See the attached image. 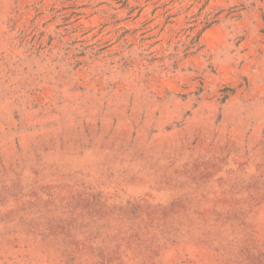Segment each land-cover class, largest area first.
<instances>
[{
  "label": "rangeland",
  "instance_id": "374dc122",
  "mask_svg": "<svg viewBox=\"0 0 264 264\" xmlns=\"http://www.w3.org/2000/svg\"><path fill=\"white\" fill-rule=\"evenodd\" d=\"M0 264H264V0H0Z\"/></svg>",
  "mask_w": 264,
  "mask_h": 264
}]
</instances>
